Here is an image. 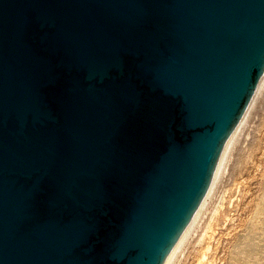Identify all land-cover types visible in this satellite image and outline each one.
<instances>
[{"label":"water","instance_id":"95a60500","mask_svg":"<svg viewBox=\"0 0 264 264\" xmlns=\"http://www.w3.org/2000/svg\"><path fill=\"white\" fill-rule=\"evenodd\" d=\"M264 74V0H0V264H166Z\"/></svg>","mask_w":264,"mask_h":264},{"label":"rangeland","instance_id":"374dc122","mask_svg":"<svg viewBox=\"0 0 264 264\" xmlns=\"http://www.w3.org/2000/svg\"><path fill=\"white\" fill-rule=\"evenodd\" d=\"M168 264H264V79Z\"/></svg>","mask_w":264,"mask_h":264},{"label":"bare ground","instance_id":"6f19581e","mask_svg":"<svg viewBox=\"0 0 264 264\" xmlns=\"http://www.w3.org/2000/svg\"><path fill=\"white\" fill-rule=\"evenodd\" d=\"M263 79H264V74H263L262 78L260 79V81H259V83H258V85H257L256 91H255V93H254V95H253V97H252L250 103L252 102V100H254V97H255V95H256L258 89L260 88ZM250 103H249V105H250ZM249 105H248V107H249ZM248 107H247V109H248ZM247 109H246V110H247ZM245 112H246V111H245ZM245 112H244V114H245ZM244 114L242 115V117H241V119L239 120L238 124L236 125V127H235L234 130L232 131V133H231V135H230V137H229V139H228V141H227V143H226V145H225V147H224V150H223V152H222V154H221V156H220V158H219V160H218V163H217V165H216V167H215V170H214V173H213V176H212V180H211V182H210V185H209V187H208V189H207V192H206V194H205V196H204L202 202L200 203L199 207L197 208V210H196V212L194 213L193 217L191 218L190 222L188 223V225L186 226V228L184 229V231H183L182 234L180 235V237H179L177 243L175 244V246H174V248H173V250H172V252H171V254H170V256H169V258H168V260H167V262H166V264L169 263V260L171 259L172 255L174 254V252H175V251L177 250V248L179 247V245H180V243H181V241H182L184 235H185L186 232L188 231V229H189V227L191 226L192 222L194 221V219H195L196 216L198 215L200 209L202 208V206H203V204H204V202H205L207 196L209 195V193H210V191H211V189H212V187H213V185H214V182H215V180H216V178H217V175H218L219 169H220V167H221V166H220V165H221V162H223L222 160H223V157L225 156L224 154H225V152L227 151V148L229 147V145H230V143H231V141H232V139H233V137H234V135H235V133H236L238 127L240 126L242 120L244 119V116H245Z\"/></svg>","mask_w":264,"mask_h":264}]
</instances>
